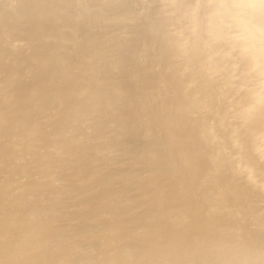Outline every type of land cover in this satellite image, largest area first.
I'll list each match as a JSON object with an SVG mask.
<instances>
[{
  "label": "bare ground",
  "instance_id": "6f19581e",
  "mask_svg": "<svg viewBox=\"0 0 264 264\" xmlns=\"http://www.w3.org/2000/svg\"><path fill=\"white\" fill-rule=\"evenodd\" d=\"M0 264H264V0H0Z\"/></svg>",
  "mask_w": 264,
  "mask_h": 264
}]
</instances>
